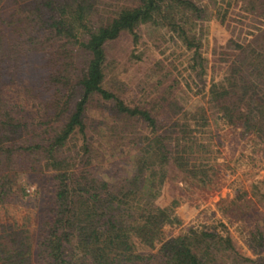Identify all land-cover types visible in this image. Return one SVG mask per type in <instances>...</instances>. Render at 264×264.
I'll return each instance as SVG.
<instances>
[{"label":"trees","instance_id":"trees-1","mask_svg":"<svg viewBox=\"0 0 264 264\" xmlns=\"http://www.w3.org/2000/svg\"><path fill=\"white\" fill-rule=\"evenodd\" d=\"M223 3L225 10L211 15L193 0H0V202L26 200L18 165L32 180L52 172L44 196L34 193L41 204L35 232L0 223V264L264 263L261 255L239 253L223 223L221 229L191 226L175 236L164 234L165 226L180 223L177 202L165 191L170 168L203 183L208 178L207 109H183L170 100L167 121L105 86V45L123 32L136 40V30L146 24L171 32L191 52L189 66L203 74V23L216 16L233 33L222 35L220 46L238 55L228 75L212 82L206 102L228 124L264 141V92L258 87L264 55L255 59V49L245 43L260 28L261 21L250 16H264V0ZM239 3L248 16H228ZM227 17L235 27L225 24ZM244 25L249 30L242 31ZM9 87L22 88L36 101L37 117L5 97ZM97 107L108 112L109 131L119 140L115 146L132 152H126L129 167L116 180L102 177L93 164L94 140L101 134L88 133L87 119ZM249 237L259 254L264 217ZM136 242L155 251H137Z\"/></svg>","mask_w":264,"mask_h":264},{"label":"rangeland","instance_id":"rangeland-1","mask_svg":"<svg viewBox=\"0 0 264 264\" xmlns=\"http://www.w3.org/2000/svg\"><path fill=\"white\" fill-rule=\"evenodd\" d=\"M193 1L205 5L208 12L214 15L225 10L224 1L229 3L233 0ZM236 13L248 16L240 3L229 8L228 16L232 17ZM250 17L253 21H261L260 28L245 42L255 49L256 54H252L257 59V53L264 55V16L261 19L254 14ZM228 18L225 24H233L235 27V23ZM244 20L248 23L247 19ZM203 24V74L199 75V68L189 66L193 64L189 56L191 52L171 32L146 24L136 30V40L131 33L123 32L105 45V86L113 87L127 104L152 108L159 118L165 120L168 116L166 105L170 100H175L183 109L192 110L199 106L207 109L209 123L207 133L203 135L204 141L211 148L209 154H206L209 159L205 160L209 169L208 178L203 183L170 168L165 191L170 200L177 202L175 214L180 223L165 226L164 234L166 237L175 236L191 226L221 229L220 224L223 223L239 253L250 258L260 255L264 257V249L259 254L255 253L252 247L254 244L249 237V231L264 217V141L256 134L244 133L240 126L228 124L219 112L207 104L210 85L228 75L229 64L238 53L228 45L220 46V37L224 35L230 38L233 33L225 31L224 24L219 23L216 16H210ZM241 30H249V27L244 25ZM255 59L254 61L258 60ZM258 87L264 92L263 78L259 80ZM4 95L10 102L32 110L37 117L36 101L29 98L22 88H6ZM98 108H90V119H87L88 133L101 134L94 140L98 159L93 164L102 177L116 180L123 169L129 167L126 152L130 148L115 146L119 140L109 131L108 112L101 113L102 110ZM91 119L94 121H90ZM115 132L121 133L119 128ZM123 142L124 145L129 144L127 139ZM111 143H115L113 150L106 148ZM16 169L18 183L23 184L27 190L26 200L11 197L6 199L7 202H0V223L24 224L32 234L38 224L41 208V204L37 202L38 195L34 193L40 191L41 197L44 196L43 184L50 185V179L46 182V177L52 172H46L39 180H32L28 169H21L19 165ZM20 201H27L26 206ZM135 249L142 253L155 251L138 242Z\"/></svg>","mask_w":264,"mask_h":264}]
</instances>
